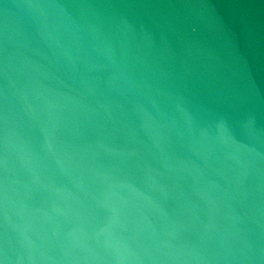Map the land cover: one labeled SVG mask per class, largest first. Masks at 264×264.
I'll return each mask as SVG.
<instances>
[{"label": "water", "instance_id": "1", "mask_svg": "<svg viewBox=\"0 0 264 264\" xmlns=\"http://www.w3.org/2000/svg\"><path fill=\"white\" fill-rule=\"evenodd\" d=\"M0 264H264V0H0Z\"/></svg>", "mask_w": 264, "mask_h": 264}]
</instances>
